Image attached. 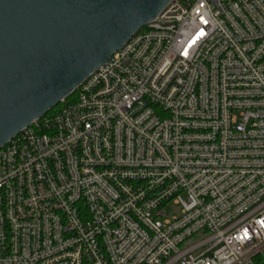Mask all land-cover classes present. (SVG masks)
<instances>
[{
    "label": "built area",
    "instance_id": "2783aa9c",
    "mask_svg": "<svg viewBox=\"0 0 264 264\" xmlns=\"http://www.w3.org/2000/svg\"><path fill=\"white\" fill-rule=\"evenodd\" d=\"M72 96L0 149V264H264V0H173Z\"/></svg>",
    "mask_w": 264,
    "mask_h": 264
},
{
    "label": "water",
    "instance_id": "95a60500",
    "mask_svg": "<svg viewBox=\"0 0 264 264\" xmlns=\"http://www.w3.org/2000/svg\"><path fill=\"white\" fill-rule=\"evenodd\" d=\"M173 0H0V149Z\"/></svg>",
    "mask_w": 264,
    "mask_h": 264
},
{
    "label": "rangeland",
    "instance_id": "374dc122",
    "mask_svg": "<svg viewBox=\"0 0 264 264\" xmlns=\"http://www.w3.org/2000/svg\"><path fill=\"white\" fill-rule=\"evenodd\" d=\"M180 214H181V207L179 205L171 204L166 210L165 218L172 219L176 216H179Z\"/></svg>",
    "mask_w": 264,
    "mask_h": 264
},
{
    "label": "trees",
    "instance_id": "16d2710c",
    "mask_svg": "<svg viewBox=\"0 0 264 264\" xmlns=\"http://www.w3.org/2000/svg\"><path fill=\"white\" fill-rule=\"evenodd\" d=\"M73 97H74V96H72V97H68L67 100H72Z\"/></svg>",
    "mask_w": 264,
    "mask_h": 264
}]
</instances>
